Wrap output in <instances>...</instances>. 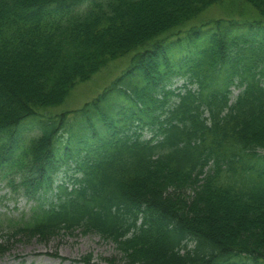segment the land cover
Segmentation results:
<instances>
[{
	"label": "trees",
	"instance_id": "obj_1",
	"mask_svg": "<svg viewBox=\"0 0 264 264\" xmlns=\"http://www.w3.org/2000/svg\"><path fill=\"white\" fill-rule=\"evenodd\" d=\"M126 54L102 95L64 107ZM259 150L264 0H0V180L35 201L20 231L93 230L124 264H264ZM188 187L184 213L161 197Z\"/></svg>",
	"mask_w": 264,
	"mask_h": 264
},
{
	"label": "rangeland",
	"instance_id": "obj_2",
	"mask_svg": "<svg viewBox=\"0 0 264 264\" xmlns=\"http://www.w3.org/2000/svg\"><path fill=\"white\" fill-rule=\"evenodd\" d=\"M225 9L227 6L223 8L210 7L207 9L204 18L224 16ZM245 9L251 15H256L249 6ZM197 22L198 20L195 21V23ZM134 59L139 61L135 54H126L109 60L92 77L80 81L67 93L63 101L64 107L69 110L85 108L84 106L88 101L97 98L117 77L132 67ZM146 76L153 81L155 76L153 69L147 67ZM182 83V79L175 78L172 80V85H168L166 89L177 92ZM232 90V98H234L240 89L233 86ZM144 91L148 94V98L151 97L150 100L154 99V109L157 108L156 113H160V105L155 103V99L159 98L161 92L157 93L149 88ZM173 97L174 94L169 96L170 99ZM31 135L23 136L27 139ZM144 136L146 138L150 136L148 130H144ZM259 152L264 155V151L259 150ZM70 174L71 171L58 173L55 177L56 183L68 180ZM195 192V189L188 187L185 190L183 188L174 190L161 197L167 203L172 204V207L175 206L184 213L186 210L181 208L183 206L189 208L192 205ZM50 196V194L46 195L47 198ZM34 204L35 201H31L23 192L14 191L5 179L0 180V243L4 249L3 253L0 252V264H124L126 261L123 250L114 240L93 230H85L84 228L56 229L34 235H30L29 230L20 231L16 223L19 221L23 222L24 225V222H31L30 213ZM11 220L14 221L13 224H16L11 227L12 229L8 228Z\"/></svg>",
	"mask_w": 264,
	"mask_h": 264
}]
</instances>
